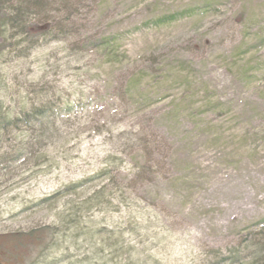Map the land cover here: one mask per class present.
Segmentation results:
<instances>
[{
    "label": "rangeland",
    "instance_id": "rangeland-1",
    "mask_svg": "<svg viewBox=\"0 0 264 264\" xmlns=\"http://www.w3.org/2000/svg\"><path fill=\"white\" fill-rule=\"evenodd\" d=\"M12 3L71 32L29 57L6 47L2 111L44 100V86L57 84L73 101L64 113L71 133L51 144L57 168L38 171L39 154L30 163L0 157V244L12 232L62 219L61 249L34 264H221L225 257L224 264H264V0ZM123 142L135 143L132 156L154 172L126 182L146 227L123 225L130 208L119 205L117 192L93 218L107 229L125 227L132 244L121 248L118 236L104 231L96 247L77 235L70 211L101 183L76 195L63 187L98 171L109 153L121 157ZM9 150L5 142L0 155ZM58 190L59 198L42 201ZM5 254L0 247L4 264Z\"/></svg>",
    "mask_w": 264,
    "mask_h": 264
},
{
    "label": "trees",
    "instance_id": "trees-1",
    "mask_svg": "<svg viewBox=\"0 0 264 264\" xmlns=\"http://www.w3.org/2000/svg\"><path fill=\"white\" fill-rule=\"evenodd\" d=\"M14 0H0V54L3 53L6 47L12 48L17 56L29 57L34 51H38L45 45L52 41H61L62 36L69 34L71 31L60 29L59 31L54 30V24L49 21L40 22L35 21L31 17V12L20 6H14ZM14 31L7 36L8 32ZM9 39H16L15 42H8ZM57 51L51 53L50 56L56 54ZM47 56V60L49 56ZM45 93L49 97L44 100H38L31 102L26 106V102L23 100L21 102V108L15 110L14 112L9 111V107L2 111L3 104L0 100V146L5 142L8 143L10 150L4 152L0 155L3 161L6 162H17L20 159H24L25 162L30 163L35 156L40 158L42 162H35L34 166L39 170H51L55 168L54 153L51 149V144L59 142L71 133L70 130L65 129V125L70 124L64 123V113L66 110H72V98L70 94L66 91V88L60 87L58 84L55 88H50L44 86ZM41 95V94H40ZM48 116L52 120H48ZM19 132V133H16ZM24 133V138L17 140L20 134ZM11 136L14 138L15 142H12L6 137ZM13 136V137H12ZM5 138V139H2ZM144 141V140H143ZM124 147L121 149V157H116L115 153H109L103 162L104 165L98 171L92 175L83 177L79 180H70L68 183L64 184L63 190L66 194H83L84 189L87 185L92 184L96 181L101 183L97 186L92 193L84 195L78 201L75 200L73 203V208L70 211V215L73 218L70 221L75 223L78 236L87 235L89 240L94 246L98 245V236L102 232L107 231L116 234L118 241H120L121 248H128L132 242L126 240L122 234V229L125 227L116 226L115 228L107 229L106 226L99 225L94 220V214L97 210L101 209L105 205H111L115 194L120 192L116 197L119 200V205L125 207V209L130 208V212H127L126 220L123 225L134 224L135 229H143L146 225H142L137 219L140 211L142 212V205L137 199L136 195L132 196L127 193L129 185L126 184L127 181L135 180L137 181L140 176L143 179V175H147L148 178L154 175V172L150 170L148 165V160L145 163L139 161L137 156H132L135 154L133 147L135 143L128 144L126 142L119 143ZM147 149V146H145ZM116 157V158H115ZM117 159V160H114ZM58 166H56L57 168ZM124 168L129 169L127 175L122 176V170ZM126 189V191H125ZM62 193L60 190L55 192L53 195L45 197L42 201H47V199L59 198ZM65 194V195H66ZM121 207V206H120ZM118 208L117 211L124 213L126 211H121ZM91 213V214H89ZM91 215L90 225L80 226L82 223V217L85 215ZM84 215V216H83ZM133 216L132 217L130 216ZM135 218L137 220H135ZM72 224V222H70ZM59 224H62V219H60ZM55 225H44L43 227H35L27 232H12L7 235L0 247H4L6 263L5 264H34L40 258H44L50 255L53 251H58L61 249L62 241H60L61 226ZM80 226V228H79ZM141 227V228H140ZM145 230V229H143ZM95 247V248H96ZM105 247L111 248L112 245H104L101 247L105 251ZM136 245L131 246V251L135 249ZM13 248L14 250L10 249ZM52 248V251H47ZM95 249L92 250L91 255ZM100 250V251H101ZM264 251V250H263ZM65 252V251H63ZM116 251H113V253ZM260 251L257 255H260ZM264 259V256L261 255ZM62 259V257H61ZM89 259V258H87ZM229 257L221 260V264H224ZM113 264H130V260L126 259L124 262L120 260L117 263L110 260ZM228 262V261H227ZM261 262V261H260ZM108 260L104 261L107 264ZM253 262L250 264H255ZM0 264H4L0 262ZM74 264H87L85 260H77ZM233 264V263H232Z\"/></svg>",
    "mask_w": 264,
    "mask_h": 264
}]
</instances>
